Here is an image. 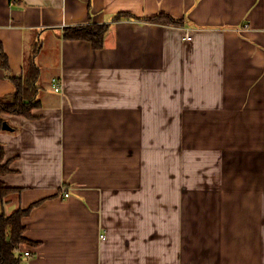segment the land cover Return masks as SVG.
<instances>
[{"label": "crops", "instance_id": "obj_1", "mask_svg": "<svg viewBox=\"0 0 264 264\" xmlns=\"http://www.w3.org/2000/svg\"><path fill=\"white\" fill-rule=\"evenodd\" d=\"M33 55L0 131L5 213L42 201L23 263L264 264V0H0V99Z\"/></svg>", "mask_w": 264, "mask_h": 264}, {"label": "trees", "instance_id": "obj_2", "mask_svg": "<svg viewBox=\"0 0 264 264\" xmlns=\"http://www.w3.org/2000/svg\"><path fill=\"white\" fill-rule=\"evenodd\" d=\"M145 20L150 23L168 26L185 25L184 19L175 18L168 13L146 17ZM109 30L110 25L108 24H89L67 28L64 36L70 40L89 41L95 49H102ZM39 74V68L34 61L33 55L28 59L24 74L20 77H13L15 92L0 99V131L4 124L3 116L5 114L27 118L34 117L33 111L40 106L38 101L39 87L37 84ZM5 157V150L0 145V264H22L23 254L26 251L23 250V247L25 245H34L25 237L26 226L24 219L42 201L35 203L28 209H20L9 216L5 213L4 204L6 198L20 194L22 191L19 188L8 187L2 180V176L11 172L10 162L6 161Z\"/></svg>", "mask_w": 264, "mask_h": 264}, {"label": "built area", "instance_id": "obj_3", "mask_svg": "<svg viewBox=\"0 0 264 264\" xmlns=\"http://www.w3.org/2000/svg\"><path fill=\"white\" fill-rule=\"evenodd\" d=\"M185 39L188 40V41L192 39V37H191V35H190L189 32L186 33V35H185ZM53 85H54L55 91H56V92H59L60 89H61V87H60V85H59L57 79H53ZM69 196H70V194H69L68 192H66L65 197L68 198ZM30 256H31V252H30V251H25L24 254H23V258H24V259H27V258H29ZM23 264H29V263L26 261V262L23 263Z\"/></svg>", "mask_w": 264, "mask_h": 264}, {"label": "rangeland", "instance_id": "obj_4", "mask_svg": "<svg viewBox=\"0 0 264 264\" xmlns=\"http://www.w3.org/2000/svg\"><path fill=\"white\" fill-rule=\"evenodd\" d=\"M43 86H44V84H43ZM45 88H47V87L44 86V89H45Z\"/></svg>", "mask_w": 264, "mask_h": 264}]
</instances>
